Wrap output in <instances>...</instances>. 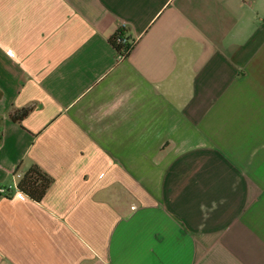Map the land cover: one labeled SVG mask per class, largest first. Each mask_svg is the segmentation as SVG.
Segmentation results:
<instances>
[{
  "label": "crops",
  "instance_id": "1",
  "mask_svg": "<svg viewBox=\"0 0 264 264\" xmlns=\"http://www.w3.org/2000/svg\"><path fill=\"white\" fill-rule=\"evenodd\" d=\"M34 167L0 264H264V0H0V187Z\"/></svg>",
  "mask_w": 264,
  "mask_h": 264
},
{
  "label": "trees",
  "instance_id": "2",
  "mask_svg": "<svg viewBox=\"0 0 264 264\" xmlns=\"http://www.w3.org/2000/svg\"><path fill=\"white\" fill-rule=\"evenodd\" d=\"M129 41L130 39L126 38L122 32L116 33L110 40L112 46L121 57L124 56L126 50L130 46ZM34 108V105H31L25 108L15 109L10 114V118L17 123L22 124L31 112H33ZM52 183V179L46 173L38 167H34L29 169L22 176L18 184V189L28 198L36 202H41L46 196Z\"/></svg>",
  "mask_w": 264,
  "mask_h": 264
},
{
  "label": "built area",
  "instance_id": "3",
  "mask_svg": "<svg viewBox=\"0 0 264 264\" xmlns=\"http://www.w3.org/2000/svg\"><path fill=\"white\" fill-rule=\"evenodd\" d=\"M123 27H125V24L122 25ZM130 46L128 47V49L126 50L124 56H122V58H125L128 56V54L130 53L132 47H133V43L129 42ZM9 56H13V53L11 51L8 52ZM17 178H22L21 174L17 175ZM11 192L15 194V196L19 199V200H23L26 199L27 196L21 192L18 189V185L17 186H9V187H0V195H11Z\"/></svg>",
  "mask_w": 264,
  "mask_h": 264
}]
</instances>
